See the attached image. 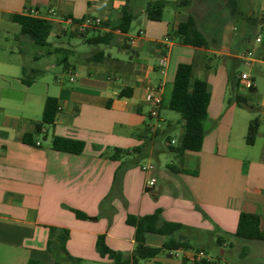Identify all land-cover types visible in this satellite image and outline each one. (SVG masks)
<instances>
[{
    "label": "crops",
    "instance_id": "crops-1",
    "mask_svg": "<svg viewBox=\"0 0 264 264\" xmlns=\"http://www.w3.org/2000/svg\"><path fill=\"white\" fill-rule=\"evenodd\" d=\"M126 2L0 0V264H72L49 250L51 227L69 231L66 248L84 264H112L98 253V236L105 234L110 248L128 256L135 248V228L127 216L158 209L166 221L184 225L174 237L184 236L192 248L166 250L138 264H207L191 258L199 249L212 257L211 264H264V241L236 236L243 212L259 215L264 232V139L259 141V124L254 143H247L253 119L240 113L236 103H228L227 76L229 67L263 58L254 46V29L262 24L253 18L264 15V0H236L224 26L218 15L208 25L216 11L212 0L177 2L186 12L175 13L172 22L149 19L147 0H131L135 19L125 35L126 47L98 45L80 51L79 43L71 42L77 37L87 44L90 32L116 27ZM18 13L51 21L46 46L21 33L13 20ZM189 16L207 39L205 47L185 44L174 35ZM87 17L101 18V27L78 30L75 23ZM134 21L138 26L132 30ZM166 35L171 47L161 66ZM99 51L105 58L95 61ZM247 52L258 59H245ZM61 57L64 66L56 73L54 62ZM180 63L192 64L194 77L208 82L210 102L202 148L181 158L173 153L170 163L189 171L176 173L166 162L170 144L179 141L171 134L176 126L162 113L171 110L168 103ZM126 88L130 94L120 96ZM244 88L240 79L242 95ZM156 95L162 101L158 115L152 116ZM48 96L59 100L60 109L53 125L34 134ZM27 133L34 134L36 144L23 141ZM54 136L84 141V150H56ZM115 148L131 152L115 159ZM161 157L163 166L152 162ZM147 164L154 169L144 172L141 166ZM151 176L156 179L153 186L147 184ZM165 240L161 234L146 235L150 246H162Z\"/></svg>",
    "mask_w": 264,
    "mask_h": 264
},
{
    "label": "trees",
    "instance_id": "trees-1",
    "mask_svg": "<svg viewBox=\"0 0 264 264\" xmlns=\"http://www.w3.org/2000/svg\"><path fill=\"white\" fill-rule=\"evenodd\" d=\"M168 1L155 0L146 4L145 12L149 19L159 21L163 17V10ZM230 8H234L236 0H226ZM131 0H127L122 9V16L119 24L109 31L98 32L90 37H86L87 44L98 46H117L126 47L125 35L129 32L135 15L130 7ZM188 0H182L180 4H187ZM14 22L21 27V33L28 37L32 42L40 46L48 44V36L50 34L52 23L50 20L31 15L29 13H18L13 16ZM255 23L264 24V15L253 18ZM174 35L185 44L205 47L208 41L202 32L196 27L195 20L192 16L185 22H181L174 32ZM103 51L95 53L93 59L95 61L104 60ZM30 83V80H24ZM230 84L232 91L228 98V103H236L240 107L255 110L256 107L248 103L247 98L239 93L240 77L235 74L230 76ZM249 90L254 91L255 86L252 85ZM131 89H123L120 96L129 95ZM210 102L209 85L206 80L194 77V68L190 63H180L177 67L171 96L169 99V109L179 112L183 120V132L177 144H170L169 150L176 156L182 157L183 154L190 151H199L202 148L204 136L206 133L204 124L208 117V105ZM60 109L59 100L56 97L48 96L45 101L42 121L35 123L34 134H40L42 127L45 125H53L56 115ZM259 118L253 119L248 128L246 141L253 144L259 127ZM33 133H27L23 136V141L28 144H36ZM52 147L56 150L81 153L84 150V141L54 136L52 139ZM138 149L132 150V152ZM131 151L115 148L112 158L118 159L124 155L130 154ZM172 172H189L187 169L176 167L170 163L167 165ZM79 218H87V215L76 212ZM126 222L135 228V248L133 252L125 256L123 253L109 247L106 242V235H99L96 241V249L101 257H108L112 264H138L140 260L149 259L162 254L166 250L190 249L192 245L184 237L174 236L180 232L184 225L181 223L169 222L163 218L162 210L158 209L154 213L145 216H135L129 214ZM148 233H156L166 236L162 246H150L146 242ZM236 236L246 240L264 241V232L260 224V216L253 213L243 212L240 214ZM69 238L67 229L51 227L48 242L49 250L60 260L70 261L72 264H84L82 258L71 255L67 248L66 242ZM219 238L217 241L221 242Z\"/></svg>",
    "mask_w": 264,
    "mask_h": 264
},
{
    "label": "rangeland",
    "instance_id": "rangeland-1",
    "mask_svg": "<svg viewBox=\"0 0 264 264\" xmlns=\"http://www.w3.org/2000/svg\"><path fill=\"white\" fill-rule=\"evenodd\" d=\"M149 1H155V0H147V3ZM182 0H168L165 8H164V14L163 19L167 22H172L175 19V13L177 12H183L184 6L177 7V2ZM146 3V4H147ZM212 4L214 5L215 16L213 21H210L208 25L215 24L217 22V16L220 18V26H224L226 21L225 15L229 12V5L226 2V0H212ZM146 7V6H145ZM138 26V22L134 21L132 24V30H135ZM229 28H231V25H229ZM257 32H254V46L258 49H261L263 51L262 55L263 58L260 57L262 60H258V62L250 63L248 61H242L238 66H236L234 69L232 67L228 68V90L229 93H231L232 88L230 84V76L235 74L236 76L240 77L242 72L248 73L251 80L255 82L256 84V91L251 92L249 89L244 88L242 89V93L246 96L248 103L256 107L255 110H250L244 107H241L242 109L239 110L240 113H243L246 117H249L251 120L255 118H259L260 121V136L259 141H262L264 139V24L260 25L257 29H254ZM94 32H90V36H92ZM262 35L263 41L257 42L256 38ZM72 43H79L80 51H89L92 50L94 47L93 45L81 43L79 38H71L70 39ZM102 47V45H99ZM36 49H40V46H35ZM115 53H117V50H115ZM252 58L258 59V56L256 53H253ZM72 56H70V60H72ZM64 59L63 57L56 59L55 67L53 70H55L56 73L59 71H62L64 66ZM169 98V95L166 96ZM163 115H166L169 118L174 119L175 128L171 131L172 137H174L176 140H179L182 132H183V120L181 117V114L179 112L173 111V110H163ZM165 157H161V161H158L157 158H153L152 162L158 166H163V162ZM175 159V155L173 152H167L166 153V162H172Z\"/></svg>",
    "mask_w": 264,
    "mask_h": 264
},
{
    "label": "built area",
    "instance_id": "built-area-1",
    "mask_svg": "<svg viewBox=\"0 0 264 264\" xmlns=\"http://www.w3.org/2000/svg\"><path fill=\"white\" fill-rule=\"evenodd\" d=\"M102 22H103L102 19L99 17H87V18L83 19L82 21L75 23V26L78 30L85 31L87 29H92V28L94 29V28L101 27ZM256 41L260 42L261 38L257 37ZM163 43L165 44L166 52L161 55V58H160V65L161 66H165L167 59H168L167 52L171 47V38L169 35H166L164 37ZM252 55H253L252 52H247L243 55V57L247 60H250V61H252V60L256 61V59L252 58ZM240 79H241V84H243L247 89H249L253 85V82H252L248 73H245V72L242 73L240 76ZM71 80H74V75H71ZM152 101L154 103V108L152 109L151 114H152V116H157L158 115V109H159V106L161 104L162 99L160 96L156 95V96H152ZM152 129H153V127H152ZM141 168L144 172H149V171L154 169V166L152 164H147V165H142ZM155 182H156V179L153 176H151L149 178L147 184L150 186H153L155 184ZM191 258L196 262H205L207 264H211L213 262L212 257H210L203 249H199V250L195 251L192 254Z\"/></svg>",
    "mask_w": 264,
    "mask_h": 264
}]
</instances>
